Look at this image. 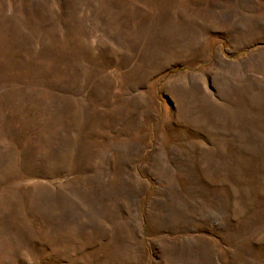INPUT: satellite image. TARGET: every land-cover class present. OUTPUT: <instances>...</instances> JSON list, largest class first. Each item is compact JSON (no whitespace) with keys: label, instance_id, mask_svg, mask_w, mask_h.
<instances>
[{"label":"rangeland","instance_id":"1","mask_svg":"<svg viewBox=\"0 0 264 264\" xmlns=\"http://www.w3.org/2000/svg\"><path fill=\"white\" fill-rule=\"evenodd\" d=\"M0 264H264V0H0Z\"/></svg>","mask_w":264,"mask_h":264}]
</instances>
